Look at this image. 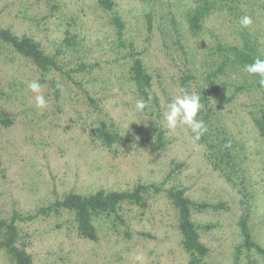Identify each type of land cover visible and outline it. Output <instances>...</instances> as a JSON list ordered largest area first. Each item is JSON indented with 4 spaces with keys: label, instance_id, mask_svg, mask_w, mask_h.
<instances>
[{
    "label": "rangeland",
    "instance_id": "rangeland-1",
    "mask_svg": "<svg viewBox=\"0 0 264 264\" xmlns=\"http://www.w3.org/2000/svg\"><path fill=\"white\" fill-rule=\"evenodd\" d=\"M114 1V10L104 11L96 0H0V27L33 37L48 52L54 51L64 30H70L84 46V59L97 62L79 74L80 87L57 100L39 82L31 64L12 51L0 54V106L12 120L8 126L0 124V218L14 211L34 213L68 191L130 190L137 182L165 180L163 188L181 187L197 202L221 203L216 210L192 213L194 222L205 226L200 239L209 248L206 264H262L255 254L234 256L241 241L237 226L241 194L211 168L205 146L193 139L190 127L178 124L170 130L165 119L172 98L183 94L180 81L185 73L193 74L188 92L200 95L209 43L214 37L238 41V20L212 11L202 31L193 35L186 13L196 0ZM113 13L123 20V39L132 42L152 77L159 115L147 117L135 107L138 99L123 77L126 50L113 43L115 30L109 23ZM252 20L248 26L264 47V11L254 10ZM34 80L48 101L45 109L36 107V94L28 87ZM88 90L99 102L98 112L84 101ZM201 90L209 96L206 88ZM251 97L245 91L227 105L213 102V121L244 148L249 225L264 246V145L246 114ZM98 116L111 118L128 141L110 150L93 144L88 133ZM154 124L164 131V148L144 142L153 137ZM178 163L182 165L177 167ZM122 216L124 224L117 228L109 219L98 220L97 241L80 238L72 216L65 212L37 217L20 228L23 237L30 238L27 249L33 264H187L176 210L163 192L149 196L144 208L126 205ZM0 264H8L2 251Z\"/></svg>",
    "mask_w": 264,
    "mask_h": 264
},
{
    "label": "trees",
    "instance_id": "trees-1",
    "mask_svg": "<svg viewBox=\"0 0 264 264\" xmlns=\"http://www.w3.org/2000/svg\"><path fill=\"white\" fill-rule=\"evenodd\" d=\"M96 4L104 11H113L115 8L114 0H96ZM254 10L263 12L264 0H196L195 5L187 11L186 22L193 35L202 31L204 21L212 11L225 12L231 19L238 20V41L229 43L214 37L207 47L208 59L204 62L207 63L208 70L201 73L205 83L198 87L203 108L197 116L203 121L206 131L198 140L195 139L196 133L192 132L191 128L190 131L193 139L205 146V159L211 168L241 194L240 204H243V207L237 220L241 241L234 249L235 258L240 259L242 255L247 258L248 255L255 254L264 264V246L257 243L249 225L246 191L250 184L247 180L249 175L244 148L240 141L233 138L229 132L220 130L213 121L215 115L213 102L227 105L238 95V92H250L252 97L247 104L246 114L264 145V88L259 85L258 76L243 71L245 64L252 63L257 58L264 59V47L260 43L258 33L240 23L245 14L253 18ZM109 23L115 30L114 46L118 50L120 48L126 50L127 61L123 68V77L131 85L134 97L147 102L148 106L143 113L147 117L159 115L158 99L151 92L152 77L144 66L141 54L134 50L132 42L126 43L123 39V20L113 13ZM11 51L33 66L39 76V82L46 85L57 100H64L65 95L70 93L73 87H80L79 74L89 72L97 64L84 59L86 56L84 46H81L77 35L67 29L64 30L61 40L55 43L54 51L48 52L33 37L18 36L9 28L0 27V54ZM191 77L193 78L192 73H185L182 76L180 81L182 92L188 91ZM229 81L231 82L228 88L232 87L230 89L226 88ZM57 84L62 85V88H58ZM203 88L208 90L209 96L201 90ZM225 89H228V94L224 92ZM84 96L86 105L92 111L98 112L101 107L93 94L88 90ZM150 96L151 100H149ZM76 107L74 106V109ZM11 122L5 109L0 106V124L8 126ZM92 125L88 135L93 144L97 143L110 150L114 145L128 141L111 118L106 120L98 116ZM152 133L153 137H148L144 142L157 149L164 148L166 142L162 127L154 124ZM181 165V163L176 164L177 167ZM164 183L165 180L147 184L137 182L130 190L100 188L87 194L68 191L59 199L38 208L34 213L21 214L14 211L8 218H0V251L5 254L8 264H33V256L27 249L31 244L30 238H27V235L23 237L20 224L40 216L62 212L72 216L75 232L80 238L97 241L98 220L109 219L112 226L117 228L118 224H124L122 214L126 205L144 208L149 196L163 192L176 210L180 245L187 254V264H206L205 257L209 248L200 239V229H205V226L195 223L192 213L203 211L205 208L216 210L221 207V203L215 205L197 202L185 195L181 187L163 188Z\"/></svg>",
    "mask_w": 264,
    "mask_h": 264
},
{
    "label": "clouds",
    "instance_id": "clouds-1",
    "mask_svg": "<svg viewBox=\"0 0 264 264\" xmlns=\"http://www.w3.org/2000/svg\"><path fill=\"white\" fill-rule=\"evenodd\" d=\"M241 25L248 26L253 23L252 17L244 15L240 20ZM243 71L259 77V85L264 88V59H255L252 63L245 64ZM30 91L35 93V105L37 108L45 109L48 106V101L45 99L41 91V84L38 80H34L28 85ZM58 88H62V85L57 84ZM152 97H149L151 100ZM148 106L147 102L143 99L136 102V109L143 111ZM203 105L200 100V96L192 94L185 90L182 95L173 97L169 109L166 113L165 119L167 121V128L174 130L178 124H184L191 128L192 132H195V139H199L200 136L206 131L202 120L198 119V112L201 111ZM179 118V119H178ZM141 259V257H137Z\"/></svg>",
    "mask_w": 264,
    "mask_h": 264
}]
</instances>
